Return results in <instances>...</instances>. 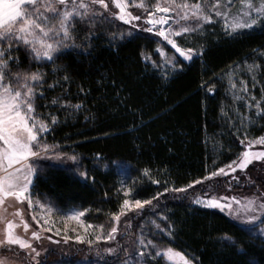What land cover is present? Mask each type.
<instances>
[{"label": "trees", "instance_id": "obj_1", "mask_svg": "<svg viewBox=\"0 0 264 264\" xmlns=\"http://www.w3.org/2000/svg\"><path fill=\"white\" fill-rule=\"evenodd\" d=\"M130 28L118 19L98 25L91 56L73 54L58 61L67 72L53 75L55 66L33 64V71L39 67L48 74V84L63 75L70 79L38 101V112L58 118L56 125L48 121L51 131L44 137L63 159L36 161L38 170L45 166L41 176L47 179L35 181L32 197L85 210L87 221L99 223L119 213L127 192L134 200H152L151 207L168 216L175 229L171 245L191 254L195 264H264L263 240L240 231L223 212L197 207L173 191L237 160L248 141L264 135V119L256 116L255 105L247 107L252 96L264 107V29L232 39L213 22L176 37L180 45L202 48L205 54L181 62L182 71L164 78L143 58L145 53L158 58L156 37L145 38L153 34L109 43L112 33ZM86 34L82 27L78 44ZM21 59L27 67L29 61ZM253 63L260 70L251 73L248 65ZM241 81L247 82V93L240 91ZM230 83L243 99H236ZM58 97H63L61 103L82 107L74 111L53 105ZM73 155V164L87 172L88 180H76L66 170L74 169L67 160ZM116 162L127 165L125 177L115 170ZM256 178L264 187V175ZM161 193L158 202L153 199Z\"/></svg>", "mask_w": 264, "mask_h": 264}, {"label": "snow or ice", "instance_id": "obj_2", "mask_svg": "<svg viewBox=\"0 0 264 264\" xmlns=\"http://www.w3.org/2000/svg\"><path fill=\"white\" fill-rule=\"evenodd\" d=\"M238 2L240 0H197L195 3L191 0H139V3L136 0H0V205L4 204L5 197H16L21 202L27 200L28 206L33 207L30 189L35 187L36 180L47 179L46 176H41L45 166H41L38 170L34 166L35 162L41 156L46 159H63V155L54 151L44 137L45 133L51 131L48 121L50 120L52 125H56L58 118L50 113L48 116H44L38 112V108L41 106L38 101L47 98L45 92L48 89L62 87L61 80L66 82L70 77L63 75L54 83L48 84V74L40 71L39 67L33 71V64L55 66L53 75H57L61 71L67 72V67L60 65L58 61L73 54L91 56L92 40L96 36L97 26L104 23L111 24L115 19L126 25H131V28L126 32L112 33L110 44L137 39L141 32L150 33L154 36L145 37L146 39L163 38V41L175 49L184 61L191 63L194 58L202 59L205 51L202 48H182L175 38L202 30L205 24L215 22L213 16L224 22L225 34L232 39H237L256 29H264V0H242L240 7L234 11ZM110 3H114L115 8L119 9L118 14L110 11ZM129 4L137 9H143V12L134 15L128 10ZM141 21L142 23H135ZM82 27L87 28V34L84 36V43L78 44L77 40L80 39ZM158 43L162 45V42L158 41ZM84 44H87V47ZM156 51L164 59L160 63L155 60H152L151 63L153 67L164 73V78L177 71H182L180 61L175 57H167L162 46L158 47ZM21 55L29 61L27 67L24 66ZM144 59L148 61L151 58L145 55ZM248 70L254 73L260 70V66L255 63L249 64ZM254 82L255 76L253 75ZM241 84L240 91L247 93V82L241 81ZM230 88L236 99H243L237 94L235 83H230ZM208 91L214 94V86H209ZM62 99L63 97L54 98L51 103L59 105L65 110L71 107L75 111L82 107L80 104L70 105L67 101L61 103ZM253 105L257 109L256 116L264 119V107L261 106V102L256 101L255 96L251 97L247 107L252 108ZM249 123H251L250 118ZM244 135L247 138L248 134ZM240 142L245 144V139H241ZM253 143L264 145V136L255 141H248L247 150L243 152L242 156L225 166L230 172L225 168H219L204 179H211L217 175L227 176L230 173H235L237 169H247L254 160L264 161V151H251ZM50 151L53 152L52 156L48 155ZM68 158L72 161L77 160L75 155ZM47 167L52 166L48 165ZM66 170L71 171L76 180L86 181L89 179L86 171L77 174L76 169ZM145 171L147 173V170ZM233 179L238 180L237 177H233ZM201 183V180H196L193 184L188 185V188H193L195 184ZM173 191L186 192L187 188L173 189ZM159 195H163V193L153 197L157 202ZM221 199L225 202L221 203ZM229 199L235 204L241 203L236 197L218 199L214 196L208 199L195 197L193 202L206 208L225 211L233 208V204L227 202ZM260 199H264V197H260ZM145 205H152V200L136 199L132 204L129 199H124L119 214H113L117 225H119L121 216H126L128 211H142ZM39 207L46 208V204H39ZM241 207L244 208V220L241 221L238 214V219L234 223L240 231L251 235L257 224H264V203L256 204L255 199H249L247 204L241 205ZM47 210L50 211V207ZM257 210L261 215L256 214ZM15 215H20V213H15ZM83 215V212H75L70 219L83 224V221L80 220ZM32 219L40 224V219L35 214ZM158 219L168 221L169 218L166 215H160ZM21 220L25 231H27L29 224L24 221L23 216H21ZM148 223L154 225L159 232H166L169 237L175 230L171 223L167 227H162L155 220ZM13 227V223L8 222L7 245H19L21 249H29V255L34 253L33 261L36 264H41V261L38 260L41 251L33 247L29 240L15 235L12 231ZM99 227L103 231L104 226ZM47 231H51V229L49 228ZM117 233L118 227H111L103 237L97 235L96 240L99 241L103 238L112 241L115 240ZM32 237L35 240L41 239L37 231L32 232ZM154 238V234L150 238L141 227L140 237L135 241L138 244L137 248L132 250L122 248L117 242L116 248L109 247L106 251L115 254L116 259H120L119 253L121 252L125 257L130 256L131 260L125 259L124 264H162L165 257L168 260L178 257L181 264H191V261L186 259L182 253L174 252L171 247L166 250L161 249L160 245L154 242ZM68 239L69 237H64L65 242ZM77 240L90 245L93 243L90 239L85 240L84 236H78ZM225 240L235 244L232 237H225ZM3 244L5 241L0 240V245ZM105 264H112V262L106 260Z\"/></svg>", "mask_w": 264, "mask_h": 264}, {"label": "rangeland", "instance_id": "obj_3", "mask_svg": "<svg viewBox=\"0 0 264 264\" xmlns=\"http://www.w3.org/2000/svg\"><path fill=\"white\" fill-rule=\"evenodd\" d=\"M240 2H242V0H240ZM240 2L236 4L233 9L234 11L236 10V8L240 7ZM128 10L131 11L134 15L138 12H143V9H137L131 4H129ZM110 11H114L117 14L119 13V9L115 8L114 3H110ZM213 20L215 21V23H218L225 31L224 22L222 20L215 16H213ZM135 23H142V21ZM156 39V50L158 47L162 46L163 51L165 52L167 57H175L180 61V63H188L184 61L183 57H181L179 53L175 51V49H172L170 45H167V42L163 41V38L156 37ZM158 41L162 42V45L158 43ZM180 47L187 49V47L182 45H180ZM145 55H147L151 59L148 61H146L145 59L144 60L153 67L151 61L155 59L152 58V56L148 53H145L143 55V58L145 57ZM157 56L158 58L155 61L157 63H160L164 59V57L159 56L158 53ZM258 138L259 137L251 139L250 141H255ZM246 150L247 148L245 145L244 151ZM251 151H264V145L253 143ZM242 154L240 155V157L242 156ZM48 155L52 156V151H50ZM68 157L69 156H67V160L69 164L72 165L74 169H76L77 174L81 172L79 167L73 164L75 161H72ZM41 158L45 157L41 156ZM55 160L58 161L57 159ZM262 165H264V161L254 160L253 164H250L247 169H237L235 173H230V175L227 176L217 175L215 177H212L211 179H204L205 177H208L210 175L208 174L201 180V184H195L193 188H188L187 186L186 192L177 193L179 195H183V197L187 198L193 205L201 208L206 207L195 204L193 202L195 197H201L204 199H208L213 196L218 199L222 197H236L237 200L241 202L239 205L233 203L231 199L227 201L228 203L233 204V208L231 210H214L223 212L233 221H236L238 219L239 214V219L243 221L244 208L241 207V205H246L249 199H255L256 204L264 203V199H260V197H264V187L256 178L257 176L264 175V166ZM34 166L37 168L36 165ZM114 167L119 174L124 177L126 176V172H124V169L127 167V165L116 162L114 164ZM223 168H225V166ZM225 170L230 172V170L227 168H225ZM248 171H250L249 174L247 173ZM233 177H237L238 180L233 179ZM128 195L129 194L127 193V197L125 199H129L130 202L134 204L135 200L130 198ZM32 200L33 207H29L27 200L21 202L20 200H17L16 197H5L4 204L0 205V240L5 241V244L0 245V264H36V262L32 259L34 253L29 255V249H21L19 245H7L6 237L8 231V222L13 223L14 227L12 231L15 235L20 238L29 240L32 243L33 247L37 248L38 251H41V256L38 258V260L41 261V264H105L106 260L112 262V264H124L125 259L131 260L130 256L125 257L124 253L121 252L119 253L120 259H116V255L108 253L106 249L109 247L116 248L117 242H119V245L122 248H128L129 250L137 248L138 244H136L135 241H137L140 237L141 227L144 228L145 234L150 238L154 234V242L158 243L161 249L166 250L167 248L171 247L174 252L182 253L186 259L191 261V264H195V260L191 254L186 255L182 251L173 248V246L171 245V243L173 242L172 236L169 237L166 232H159L155 229L154 225L148 223L149 221L155 220L157 223L161 224L162 227H167V225L169 224L168 221L158 219V216L165 215V213L156 211L157 209L155 207H151V205H145V208L142 211H128L126 216H121L119 225H117L114 216H112L107 221L94 223L89 222L85 219V210H81L78 208H60L55 204L53 200L48 197H32ZM224 202L225 201L221 199V203ZM39 204H46V208H40ZM48 207H50V211L47 210ZM148 208L152 209L148 210ZM5 209L7 210L6 212L4 211ZM75 212L84 213V215L80 217V220L83 221V224L76 220L70 219L71 215ZM15 213H20V215H15ZM34 214L38 217V219H40V224H37L32 219V216ZM256 214L261 215L259 210H257ZM21 216H23L24 221H27V223L29 224V228L27 231H25L23 227ZM89 225H91L92 227H88ZM101 225L104 226L103 231L100 230L99 226ZM111 227H118V233L116 234L115 240L107 241L103 238L99 241L96 240L97 235L103 237L107 234V232L110 231ZM49 228L51 229V231H47V229ZM86 228L87 231H85ZM262 229H264V224H257L256 228L253 231V234H247L251 237L258 238L264 241V231H261ZM33 231L39 232L41 236L40 240H35L32 237ZM65 236L69 237L67 242H65L64 240ZM78 236H84L85 240L90 239L93 241V243L91 245L87 242L80 243L77 240ZM49 237H51V239H49ZM57 241H59V243H57ZM162 264H181V262L178 257H175L173 260H168L165 257Z\"/></svg>", "mask_w": 264, "mask_h": 264}]
</instances>
